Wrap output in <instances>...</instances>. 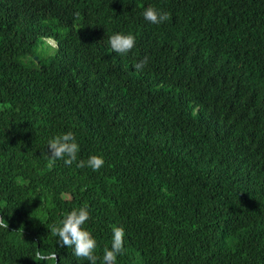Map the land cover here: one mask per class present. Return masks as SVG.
<instances>
[{"label": "trees", "instance_id": "obj_1", "mask_svg": "<svg viewBox=\"0 0 264 264\" xmlns=\"http://www.w3.org/2000/svg\"><path fill=\"white\" fill-rule=\"evenodd\" d=\"M82 206L97 264L113 226L116 264H264V0H0V264H90L51 232Z\"/></svg>", "mask_w": 264, "mask_h": 264}, {"label": "clouds", "instance_id": "obj_2", "mask_svg": "<svg viewBox=\"0 0 264 264\" xmlns=\"http://www.w3.org/2000/svg\"><path fill=\"white\" fill-rule=\"evenodd\" d=\"M143 17L150 23L160 24L170 19V14L161 12L153 6L144 9ZM136 38L132 34L116 33L109 37V45L118 55H126L135 47ZM148 63V57H144L135 63L134 68L137 71L142 70ZM48 152L45 156L50 161L64 160L66 165L71 166L76 162L77 168L89 167L93 171H98L104 166V159L100 155H91L87 161H77L79 145L76 142V136L73 131H67L47 142ZM89 211L87 206L75 208L68 212L60 221L59 225H54L51 232L58 237L57 243L61 246L72 248L73 254L81 259L87 260L90 264H97V255L95 254L97 242L91 233L84 228L89 220ZM0 228L8 229V223L0 216ZM125 232L122 226H113L111 247L104 248L102 264H116L117 256L123 252ZM36 260H57L55 252L48 256L41 255L39 251L35 253Z\"/></svg>", "mask_w": 264, "mask_h": 264}, {"label": "rangeland", "instance_id": "obj_3", "mask_svg": "<svg viewBox=\"0 0 264 264\" xmlns=\"http://www.w3.org/2000/svg\"><path fill=\"white\" fill-rule=\"evenodd\" d=\"M46 41H47V43H49L50 45H54V41H53V40H51V39H47Z\"/></svg>", "mask_w": 264, "mask_h": 264}]
</instances>
